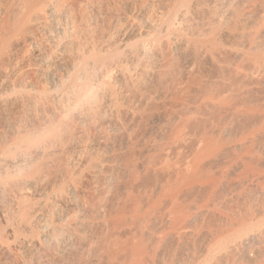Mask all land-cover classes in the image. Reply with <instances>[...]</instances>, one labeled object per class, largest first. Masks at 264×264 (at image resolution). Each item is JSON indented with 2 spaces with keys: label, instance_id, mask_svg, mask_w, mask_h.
Wrapping results in <instances>:
<instances>
[{
  "label": "bare ground",
  "instance_id": "obj_1",
  "mask_svg": "<svg viewBox=\"0 0 264 264\" xmlns=\"http://www.w3.org/2000/svg\"><path fill=\"white\" fill-rule=\"evenodd\" d=\"M0 264H264V0H0Z\"/></svg>",
  "mask_w": 264,
  "mask_h": 264
},
{
  "label": "rangeland",
  "instance_id": "obj_2",
  "mask_svg": "<svg viewBox=\"0 0 264 264\" xmlns=\"http://www.w3.org/2000/svg\"><path fill=\"white\" fill-rule=\"evenodd\" d=\"M186 152H187V151H186ZM180 154H181V155L183 154V156L180 155V157H179L178 154H177V156H175V155H176V154H175L174 156L171 157V161H172L174 164H176V163H175L176 161H181L183 158H186V156H189V154H191V153H189V151H188V153H186V154H188V155H186V156L184 155L185 152H182V153H180ZM173 157H174V158L177 157L179 160H175V159H174L175 161H173V160H172ZM173 163H172V164H173ZM178 163H179V162H178Z\"/></svg>",
  "mask_w": 264,
  "mask_h": 264
}]
</instances>
